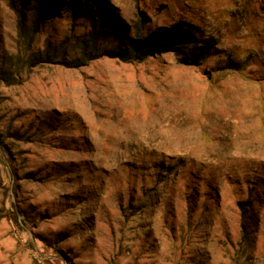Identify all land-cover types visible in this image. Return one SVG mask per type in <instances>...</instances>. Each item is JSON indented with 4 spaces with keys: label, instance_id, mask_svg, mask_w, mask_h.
I'll return each instance as SVG.
<instances>
[{
    "label": "rangeland",
    "instance_id": "rangeland-1",
    "mask_svg": "<svg viewBox=\"0 0 264 264\" xmlns=\"http://www.w3.org/2000/svg\"><path fill=\"white\" fill-rule=\"evenodd\" d=\"M42 1L32 33L33 0H0V264H264V0H76L212 44L79 68L108 36Z\"/></svg>",
    "mask_w": 264,
    "mask_h": 264
},
{
    "label": "trees",
    "instance_id": "trees-1",
    "mask_svg": "<svg viewBox=\"0 0 264 264\" xmlns=\"http://www.w3.org/2000/svg\"><path fill=\"white\" fill-rule=\"evenodd\" d=\"M33 2L34 8L31 9V28L32 33H36L41 23L44 22L45 17L50 15L51 8L54 5L49 1L33 0ZM69 4L76 15L77 13H82V16L91 19L92 25L99 28L98 32L104 37L108 36V43L111 45L106 48L104 47L101 51L98 46H95V41L92 40V38L97 39L98 35H96L97 37H93L91 33L88 40L83 42L84 47L80 57L70 61H66L65 58H63L61 63L68 68H79L85 65L86 62L100 56H107L123 62H131L134 60L143 61L149 56L166 53H174L176 56L183 57L181 58L182 63L200 65L210 55L212 44L204 42L201 47L198 46L200 42L196 41L189 31L182 29L180 24L172 25L167 29H161V32H156L148 36L144 35L142 27L139 26L134 32L133 37L130 38L127 36V27L116 23V21L113 20V16L107 13L106 9L110 7L106 3L97 1L84 10H82L79 1H71ZM103 6L105 9L101 8ZM141 18L142 23L144 17L142 16ZM106 25H109V27ZM18 26L22 31L24 22L19 20ZM29 39L31 40V35ZM85 46L90 47V50H87ZM53 59H55V57L48 51L47 47L44 52L33 54L30 63H32V66H35L38 64L51 63ZM227 65L230 69H238V64L236 62L229 60ZM239 205L241 214H244L246 211V204L244 202H239Z\"/></svg>",
    "mask_w": 264,
    "mask_h": 264
}]
</instances>
